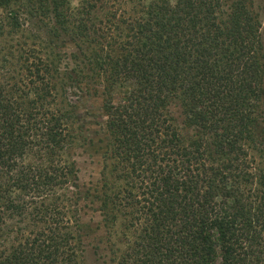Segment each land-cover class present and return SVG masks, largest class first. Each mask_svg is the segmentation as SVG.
I'll return each instance as SVG.
<instances>
[{
    "label": "trees",
    "instance_id": "1",
    "mask_svg": "<svg viewBox=\"0 0 264 264\" xmlns=\"http://www.w3.org/2000/svg\"><path fill=\"white\" fill-rule=\"evenodd\" d=\"M254 1L15 0V29L21 15L51 16L47 44L64 36L76 52L69 65L32 46L16 74L3 59L0 240L14 236L0 242V264H85L81 203L119 225L125 246H114L112 264H264V31ZM96 87L112 164L83 193L67 156L82 132L67 90ZM173 103L192 137L178 133ZM8 221L15 228L3 233Z\"/></svg>",
    "mask_w": 264,
    "mask_h": 264
},
{
    "label": "rangeland",
    "instance_id": "2",
    "mask_svg": "<svg viewBox=\"0 0 264 264\" xmlns=\"http://www.w3.org/2000/svg\"><path fill=\"white\" fill-rule=\"evenodd\" d=\"M23 1V0H22ZM82 0H69L72 7H76ZM17 3L11 0L9 5L0 8V73L2 69L7 67L4 60H8L13 73L19 71L20 65L17 61L25 49H30L35 46L39 56L51 59L53 53L61 56L62 64L71 65L70 54L76 50L71 42H68L64 36L53 41L54 45L47 44L50 38L47 34L48 27L51 25L50 18L44 20H31L21 15V29H15V13L17 11ZM119 10L128 9L126 2L121 3ZM264 8V0L254 1V10L259 14V22L264 31V12L259 10ZM24 21L27 23L25 24ZM25 44L24 46H20ZM57 44V45H56ZM18 71H17V69ZM69 102L75 107L77 116V127L82 132H76L78 138L75 141L73 148L67 152L71 160L76 162L79 170V184L83 188V193L87 189L97 190L100 188L102 176L105 173V168L112 164L108 156V136L106 131V118L103 111V90L100 87L92 89L91 92H77L76 90L68 89ZM169 113L174 120L175 127L178 133L183 138L193 136V128L183 124V117L180 108L176 103L168 107ZM264 118V115H261ZM264 121V120H263ZM81 134V135H79ZM69 158V159H70ZM105 167V168H104ZM79 211L78 230L82 240L83 259L85 264H112V250L123 249L125 241L118 242L120 227L116 226L115 230L109 225L102 223L96 212L97 205L88 206L81 203ZM14 230L15 223L8 221L6 230ZM13 234V233H12ZM4 235V234H3ZM11 233L8 236L2 237L0 242L2 245L10 246L12 244ZM121 241V240H120Z\"/></svg>",
    "mask_w": 264,
    "mask_h": 264
}]
</instances>
